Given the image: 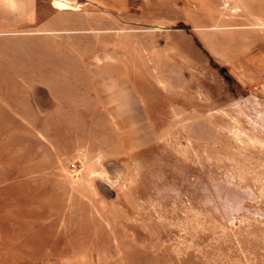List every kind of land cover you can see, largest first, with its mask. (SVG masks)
<instances>
[{"label": "rangeland", "instance_id": "rangeland-1", "mask_svg": "<svg viewBox=\"0 0 264 264\" xmlns=\"http://www.w3.org/2000/svg\"><path fill=\"white\" fill-rule=\"evenodd\" d=\"M125 1L0 38V226L61 264H264V0Z\"/></svg>", "mask_w": 264, "mask_h": 264}, {"label": "crops", "instance_id": "crops-1", "mask_svg": "<svg viewBox=\"0 0 264 264\" xmlns=\"http://www.w3.org/2000/svg\"><path fill=\"white\" fill-rule=\"evenodd\" d=\"M125 11V0H0V38L24 33L40 39L46 34L84 31L93 27V17L108 20ZM31 232L14 241L12 233L0 226V264H61L56 256L45 258L39 229Z\"/></svg>", "mask_w": 264, "mask_h": 264}]
</instances>
